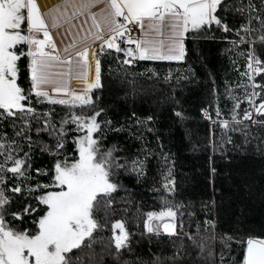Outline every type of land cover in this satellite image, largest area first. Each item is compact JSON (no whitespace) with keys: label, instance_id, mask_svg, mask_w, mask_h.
<instances>
[{"label":"snow or ice","instance_id":"snow-or-ice-1","mask_svg":"<svg viewBox=\"0 0 264 264\" xmlns=\"http://www.w3.org/2000/svg\"><path fill=\"white\" fill-rule=\"evenodd\" d=\"M214 31L222 33L225 51L245 62L230 58L239 80L225 81L227 111L219 106L214 79L215 117L201 109L213 137L221 129L213 150L225 141L242 148L255 142L260 152L264 0H0V264H102L105 255L120 264L124 252H132L136 233L127 218L111 222L110 236L99 233L116 205L130 203L114 195L123 188L120 174L137 182L147 176L153 152L144 147V132L155 131L154 117L132 113L137 131L130 122L128 135L142 144L136 154L119 155L126 149L105 145L109 133L126 126L114 127L99 107L95 90L104 87V64L114 59L127 77L141 61H186L187 42ZM148 71L159 78L155 69ZM172 78L171 71L164 76L165 82ZM175 116L184 118L180 111ZM157 155L164 160L161 186L168 195L160 198L159 211L132 220L138 230L142 223L139 235L149 245L167 244L171 251L149 247L151 258L138 257L135 264H264V235L220 232L215 199L202 202L204 218L193 221L195 213L175 200V177L162 146Z\"/></svg>","mask_w":264,"mask_h":264},{"label":"trees","instance_id":"trees-1","mask_svg":"<svg viewBox=\"0 0 264 264\" xmlns=\"http://www.w3.org/2000/svg\"><path fill=\"white\" fill-rule=\"evenodd\" d=\"M221 36L222 33L214 31L207 39H190L187 42L186 61H141L133 69V74L127 77L122 70L118 71L114 59L109 58L104 64V87L95 90L101 97L98 101L99 107L106 109L104 118L112 120L114 127L126 126L125 132L109 133L105 145L118 143L121 148L126 149V152L118 153L119 155L137 153L142 147L141 141L129 137L127 131L130 122L132 131H137L133 112L140 118L152 115V127L155 129L154 132H144V147L153 152L149 156L146 178L137 182L133 175L123 172L120 174L119 182L123 188L114 195L117 200L125 198L130 203L116 205L118 211L115 215L110 214L107 229L99 233L101 237L110 236L111 222L127 218L128 227L136 235L133 237L132 252H124L120 264L124 260L135 264L138 257L150 259L149 247L152 252L161 249L164 253L171 251L167 244L159 245L153 241L149 245L147 238L142 239L139 235L142 223L138 230L132 220L134 215L138 214L142 218L147 211H159L160 198L168 195L161 186L164 160L157 155L161 146L163 152L168 154L169 166L175 177V200L195 213L193 221L204 218L202 202L215 199L220 232L244 236L249 233L264 235V150L258 152L255 142L242 148L225 141L223 147H217L214 151L213 142L216 145L221 144V129L216 127L213 137L211 121L204 119L201 113L202 108H207L215 117L217 98L212 95L213 79L219 89V106L227 111L226 104L229 102L225 100V81L239 80V72L233 68L231 59H235L240 65L245 62L244 57L236 51H225L228 45L219 39ZM257 51L259 53V46ZM109 62L112 67L111 74ZM148 69H155L159 78ZM170 71L173 78L165 82L164 76ZM239 71H243V68ZM209 73L212 75L209 76ZM177 77L180 78L179 82ZM20 79L23 82V70ZM176 111L182 112L184 118L176 117ZM231 135L236 145H242V138H239L238 133ZM212 168L216 169L215 174L212 173ZM122 208H127L128 212L119 211ZM98 216L102 218L104 212L101 211ZM185 220L187 223L188 218L185 217ZM216 247L218 251L219 243ZM100 250L101 245L97 243L95 251L99 253ZM190 251L195 255V250ZM102 264L116 262L105 255Z\"/></svg>","mask_w":264,"mask_h":264},{"label":"crops","instance_id":"crops-1","mask_svg":"<svg viewBox=\"0 0 264 264\" xmlns=\"http://www.w3.org/2000/svg\"><path fill=\"white\" fill-rule=\"evenodd\" d=\"M71 86H72V87H78L79 85H78V82H76V81H72V82H71Z\"/></svg>","mask_w":264,"mask_h":264},{"label":"rangeland","instance_id":"rangeland-1","mask_svg":"<svg viewBox=\"0 0 264 264\" xmlns=\"http://www.w3.org/2000/svg\"><path fill=\"white\" fill-rule=\"evenodd\" d=\"M118 231V230H117Z\"/></svg>","mask_w":264,"mask_h":264}]
</instances>
